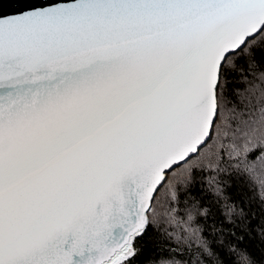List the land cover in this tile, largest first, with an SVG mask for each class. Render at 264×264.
Here are the masks:
<instances>
[{"label": "snow or ice", "instance_id": "1", "mask_svg": "<svg viewBox=\"0 0 264 264\" xmlns=\"http://www.w3.org/2000/svg\"><path fill=\"white\" fill-rule=\"evenodd\" d=\"M0 264H264V0L0 13Z\"/></svg>", "mask_w": 264, "mask_h": 264}, {"label": "water", "instance_id": "2", "mask_svg": "<svg viewBox=\"0 0 264 264\" xmlns=\"http://www.w3.org/2000/svg\"><path fill=\"white\" fill-rule=\"evenodd\" d=\"M48 0H0V13L11 16L27 10L30 4H47Z\"/></svg>", "mask_w": 264, "mask_h": 264}, {"label": "trees", "instance_id": "3", "mask_svg": "<svg viewBox=\"0 0 264 264\" xmlns=\"http://www.w3.org/2000/svg\"><path fill=\"white\" fill-rule=\"evenodd\" d=\"M231 194L233 196H239V194H240V188H239V186L237 188H235L234 190H232ZM253 211H259V209H253ZM254 246H257L258 247V242H256V244Z\"/></svg>", "mask_w": 264, "mask_h": 264}]
</instances>
